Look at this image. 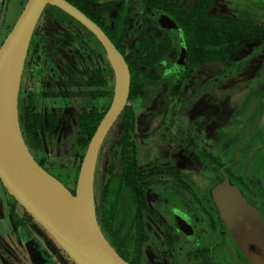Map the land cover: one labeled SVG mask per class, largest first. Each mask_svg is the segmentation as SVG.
<instances>
[{
    "label": "trees",
    "instance_id": "obj_1",
    "mask_svg": "<svg viewBox=\"0 0 264 264\" xmlns=\"http://www.w3.org/2000/svg\"><path fill=\"white\" fill-rule=\"evenodd\" d=\"M26 1H23L22 9ZM68 1L103 28L129 65L131 85L128 102L101 147L95 173V194L98 220L107 239L131 264H142L143 246L147 239L146 213L167 230L170 239H174L173 235L176 241L181 240L182 236L186 238L179 232L178 224L171 219L170 215H167L165 207L159 206L164 210L163 216H168V222L161 216V211L159 213L151 206L147 198L146 188L149 186H153L160 192L167 190L163 184V178L166 176H172L186 185H189L190 179L194 184L198 180L201 181L209 200L212 201L211 189L214 184L224 178L226 173L231 182L242 190L247 199L252 201L250 195L252 191L244 179L237 177L232 171V166L223 162L212 152L198 151V154L208 166L217 170L219 174L215 180L217 182L204 176L187 177L172 164H163L158 159L149 165L140 166L134 133L137 112L152 102L163 83H167V98L173 100L180 95L184 83L197 68L214 61L220 62L226 67L219 72L218 76L226 78L240 70L260 52V49L256 48L242 58L236 57L237 51L246 41L258 39L259 46L264 45V0H232L229 3L230 11L216 15L207 12L212 0H141L138 8L134 0ZM137 10L140 12L136 15ZM112 11H115L114 15L109 16ZM45 12L72 32L79 34V28L93 37L95 39L93 42L85 35L81 38L89 47L93 46L96 52L101 50L107 61L106 68L95 67L88 73L87 83L96 86V90H92L91 94L108 98L109 102L105 107H83L78 115L79 136L75 142L78 149L74 155L75 170L72 172L76 177L71 185L63 181L74 193L87 146L110 106L115 76L104 48L89 29L60 7L49 5L45 8ZM161 15L169 16L174 24L168 23L165 26L160 24ZM14 22L4 24L5 21L1 20L0 45ZM139 25L141 27L138 29ZM158 30L162 35L158 33ZM179 30L183 32L187 45L186 68L181 79L176 78L171 70L180 52ZM131 38H134V41L131 48H128L126 43ZM35 40L34 32L26 63H31L29 57L33 56L34 62V59L42 53L40 44ZM199 93L201 92H194L191 99L183 104L182 110H187L200 96ZM33 98L36 100L35 95ZM172 111L175 115V108ZM19 119L25 141L35 158L50 173L59 175L60 180L64 179V173L56 171L58 168L56 161L46 155L44 139L52 135L58 125L59 116L51 113L44 115L39 111L36 101H26L20 94ZM112 139H115V142L111 154L104 165L99 166L102 156L109 152ZM191 139L188 137L184 141L192 144ZM261 212L264 216V210ZM200 214L203 215L201 210ZM209 218L211 220L206 226L217 227V220L213 216ZM202 238L204 240L203 236ZM200 250V248H194L190 259L182 261L181 264H206L201 259ZM231 254L236 257L233 258L229 252H226L221 260L239 264L241 259L245 258V254L239 247H236V251L234 250Z\"/></svg>",
    "mask_w": 264,
    "mask_h": 264
},
{
    "label": "rangeland",
    "instance_id": "obj_2",
    "mask_svg": "<svg viewBox=\"0 0 264 264\" xmlns=\"http://www.w3.org/2000/svg\"><path fill=\"white\" fill-rule=\"evenodd\" d=\"M19 1L10 0L5 7L7 9L4 21L9 24L16 21L22 11V3ZM230 1L232 0H212L208 7L210 14L230 11ZM140 3L141 0H134L136 6ZM114 13L115 11H112V15ZM35 37L42 50L40 66L44 65V68L49 70L50 64L46 60H56L57 68L68 83L64 97L58 96L56 90L46 91L50 80L47 77L42 88L46 94H40V110L68 113L61 121L60 128L44 139L46 155L56 161V171L64 173L65 180H61L71 185L76 177L72 172L75 170L74 155L78 149L75 143L79 136L78 115L83 107H105L109 99L89 94L93 87L87 84L86 72L95 66L97 60L78 34L44 11L36 26ZM132 40L131 38L127 41L128 48H131ZM259 43L258 39L244 43L236 53L237 58L246 56L256 48H259L260 52L240 70L226 78L218 76L226 67L225 64L214 61L197 68L184 83L180 95L173 100L167 98V83H163L152 102L137 112L134 137L138 146L140 166L149 164L154 158L171 156L176 167L190 169L198 174L204 173L211 176L206 178L213 181L216 175L219 176L218 172H215L212 166H207L198 154V151L212 152L223 162L235 161L232 171L243 177L256 199L264 205V45L260 47ZM30 62L26 63L22 78V94L25 92L27 98L30 89H34V63L31 58ZM102 66L104 67L103 61ZM198 91L201 93L195 102L187 110H182L183 104ZM174 108L175 115L172 114ZM188 137L192 138V144L185 143L184 140ZM114 142L115 139H112L109 152L102 156L99 166L108 160ZM56 176L59 178V175ZM196 189V192L202 191V188ZM147 195L150 204L155 208L157 194L149 188ZM9 199L13 201L12 198ZM259 201L255 204L263 209ZM10 207L12 213L8 217L9 224L0 220V253H5L2 263L13 264L17 256L20 259L19 264H74L62 249L58 250L59 254L55 256L51 240L57 242L41 229L39 222L30 220L27 224L23 223L22 216L13 213L12 205ZM18 207L20 214L24 213L23 208ZM158 209L165 214L162 207L158 206ZM2 210L0 204L1 215L4 214ZM146 224L147 239L143 264H171L166 249L161 244L163 235L160 226L148 213ZM6 225L7 228L16 225L17 229L14 232L9 229L8 232ZM31 233L36 234L39 242L33 239L34 234ZM45 249L48 250L49 257L46 256L48 254Z\"/></svg>",
    "mask_w": 264,
    "mask_h": 264
},
{
    "label": "water",
    "instance_id": "obj_3",
    "mask_svg": "<svg viewBox=\"0 0 264 264\" xmlns=\"http://www.w3.org/2000/svg\"><path fill=\"white\" fill-rule=\"evenodd\" d=\"M49 5L60 7L99 40L115 76L108 110L94 132L79 170L75 192L45 169L29 149L19 119L22 76L36 26ZM180 34V54L171 68L181 79L187 45ZM129 65L122 52L94 20L68 0H27L0 45V181L76 264H131L105 236L97 216L95 173L103 142L128 102ZM220 216L252 264H264V216L231 182L228 174L211 189Z\"/></svg>",
    "mask_w": 264,
    "mask_h": 264
},
{
    "label": "flooded vegetation",
    "instance_id": "obj_4",
    "mask_svg": "<svg viewBox=\"0 0 264 264\" xmlns=\"http://www.w3.org/2000/svg\"><path fill=\"white\" fill-rule=\"evenodd\" d=\"M139 6H136V8H138ZM139 12L140 11L137 10L135 12V14L137 15ZM207 12L210 13V10L208 9ZM218 14H220V13H218ZM109 16H112V12L110 13ZM159 22H160V24L165 26V25H168V23L172 24L173 20L169 16L161 15ZM140 27H141V25H139L137 28L139 29ZM78 30H79L78 31L79 32L78 35H79V38L81 40H83L81 38L82 35L83 36L85 35V37L89 38L91 40V42L95 41V39L93 37H90L88 34L84 33V31H82L81 29L78 28ZM158 33L160 35H162L161 31H159V30H158ZM179 37H180V34H179ZM132 39H133L132 40V42H133L134 38H132ZM92 47L93 46L89 47L87 45V48L95 56V58L97 60L95 66L92 69H94L95 67L106 68L107 67V61H106V58L104 57V55L102 54L101 50L99 52H96L95 49L92 48ZM41 54L42 53H40L34 59V62L32 61L34 63V68L32 70V72H34V74L32 75V81H33L34 89L33 88L30 89L31 92L29 93L28 98L24 94L25 92L22 94V91H23L22 83H21V89H20V94H22L23 98H25V99L27 98L28 101H31V102L32 101H36V103L38 105V109H39L40 112H42L40 110V96H41L40 94H41V92H42L43 96H45V94H46L45 91H42V88L45 86V82L47 80V77H48V79L50 78V80H49V83L47 85L48 89L46 91L56 90L58 96H63L64 95L63 93H64V91H65V89H66V87L68 85V83L66 82V79L62 76V72H60L59 68H57L58 62L56 60H54V61L51 60V59L50 60L49 59L46 60V62L48 61V64H50L49 70H46L44 68V65L42 67L40 66V64H41ZM179 54H180V52H179ZM178 57H179V55H178ZM178 57L175 60L174 64L171 66V68L175 65L176 61L178 60ZM30 58L32 60L33 56L29 57V59ZM102 61L104 62V67L102 66ZM26 62H27V59H26ZM92 69L87 71L86 74L88 75V73H90V71ZM88 86L93 87V89H91L89 91V94H91L92 90H96V86L95 85L88 84ZM34 95L36 96V100H35V98H33ZM93 96H96V95H93ZM47 113H51L53 115H56V116L58 115L59 116L58 125L53 130V133L58 128H60L61 121L66 116H68V113L61 114V113L54 112V111H51V110H44L43 114L46 115ZM156 159H158L163 164H167V163H169L170 165L172 164L174 168L181 170V172H184V174H186L187 177H193L195 175H198V172H196V171H193V170H190V169L189 170H187V169L183 170V169H180V168L176 167L174 165V158L171 157V156L163 158V159L162 158H154L151 162H153ZM149 164H147V165H149ZM227 164L231 165L232 167H234L236 163H235V161H231V162H227ZM144 166H146V165H144ZM213 170L215 172L217 171L215 168H213ZM233 173L237 177H242L241 175L236 174L234 171H233ZM200 175H202V176L204 175V177H206V176L207 177H211V176H208V175H206L204 173H200ZM215 180H217V175L213 178V182ZM189 181H190L189 185H186L184 183H181V182L177 181V179H175L172 176H166V178H163L164 187L167 188V190L165 192H160L157 189H154L153 186L152 187L149 186V187L146 188V193H147V190L150 188L157 194L158 198H157V201L154 204L155 208L157 209V211L160 213V210L158 209V206L163 205L165 207L164 208L165 211H167V215H170L171 219L176 224H178L179 232H181L182 235H184L186 237V238H183V236L181 235L182 236L181 240L176 241V238L173 235V238L175 239V240L173 239L174 240L173 241L172 239L169 238V236H168L169 234L167 233V230L164 227H162L157 222L158 226H160V232L163 235L161 244L166 249L167 256L169 258L170 263L171 264H181L182 261H184V260L187 261V260L190 259V257L193 254L192 250L194 248H200L201 249L200 250L201 253H199V254L201 255V259L204 261V263H206V264H209V263H211V264H231L230 261H226L225 262L224 261L225 259L221 260V257L224 255V253L229 252L231 257L235 258L236 256H233L231 254V252H233L234 250L236 251V247H238L237 243L235 242V240L231 236L229 229L227 228L226 224L222 220V218L220 216V213H219V211H218V209H217L212 197H211L212 201L209 200V197L206 194V191L204 190V187L200 183L201 181L198 180L197 183H195V184H194V182H192L191 179ZM215 182H217V181H215ZM196 188H199V189L202 188V191H198V192L194 191V189H196ZM194 192L197 195H195ZM250 195L252 196V198H251L252 201H250L249 199L248 200L253 205H256L255 203H256V201L258 202L259 199H256V197H255V195L253 193L252 194L250 193ZM11 198L13 200V201H11L12 210H14L13 213L21 215L22 218H23L22 219L23 223L27 224L28 221H30V220L36 221L33 218V216H31L12 196H11ZM147 198H148V195H147ZM261 205H262L263 209L259 208L256 205L260 211L264 210V205L262 203H261ZM18 206L23 208L24 213L21 212V214H20V209H19ZM200 210H201V213L203 215L200 214ZM203 210L205 212H203ZM10 212L12 213V211H10ZM25 212H27L26 213L27 215H25ZM161 216L164 218L165 221L168 222V219H167L168 216H167V218L164 217L163 214H161ZM210 216H213L215 218V220H217L216 221L217 227L211 226L210 228H208L206 226L207 224L209 225V222L211 220V218H209ZM27 218H28V220H27ZM36 222H38V221H36ZM10 227H12V226H10ZM40 227H41L42 230H44L46 232V234H50L42 225ZM16 229H17V226L16 225L13 226V228H12L13 232L16 231ZM31 234H34V238L33 239L36 240L37 242H39L38 241L39 239L36 236V234L35 233H31ZM202 236L204 237V240H203V238L201 239ZM226 242H229V244H228L229 246L226 244ZM51 243H52V249H53V252H54L55 256H58V254H59L58 250L62 249V247L58 244V242L55 243L54 241L51 240ZM2 245H4V244L2 243ZM144 245H145V243H144ZM196 246H201V247H196ZM55 248H58V249H55ZM31 249L33 250L32 247H31ZM45 252L48 254V250L45 249ZM4 254L5 253L3 251H2V253H0V258H1L0 262L1 263L3 262L2 257H3ZM49 255L50 254H48L46 256L49 257ZM66 256H67V258H69L71 260V262L76 264L68 256V254ZM17 258L18 257L15 256L13 264H19L20 259L19 258L17 259ZM143 260H144V246H143ZM143 260H142V264H143ZM2 264H4V263H2ZM239 264H252V263L249 261V259L245 255L244 260L241 259V262Z\"/></svg>",
    "mask_w": 264,
    "mask_h": 264
},
{
    "label": "crops",
    "instance_id": "obj_5",
    "mask_svg": "<svg viewBox=\"0 0 264 264\" xmlns=\"http://www.w3.org/2000/svg\"><path fill=\"white\" fill-rule=\"evenodd\" d=\"M10 0H0V12L2 15V20L4 21V15H5V7H7V4H9ZM24 0H20L19 3H23ZM1 4H4V6L2 7ZM6 24V20L5 23ZM4 26V25H3ZM4 29V28H3ZM10 195H8L7 190L5 189V187L3 186L2 182L0 181V204L2 206V211L4 212L3 215H1L0 213V220H4L5 224L6 222L8 223V217L11 214V200L9 198ZM7 220V221H6ZM9 224V223H8ZM10 226V225H9ZM9 229H12L11 227L7 228L6 225V231H10ZM13 230H11L10 232H12ZM1 234V233H0Z\"/></svg>",
    "mask_w": 264,
    "mask_h": 264
},
{
    "label": "built area",
    "instance_id": "obj_6",
    "mask_svg": "<svg viewBox=\"0 0 264 264\" xmlns=\"http://www.w3.org/2000/svg\"><path fill=\"white\" fill-rule=\"evenodd\" d=\"M1 20H2V15H1V12H0V22H1Z\"/></svg>",
    "mask_w": 264,
    "mask_h": 264
}]
</instances>
